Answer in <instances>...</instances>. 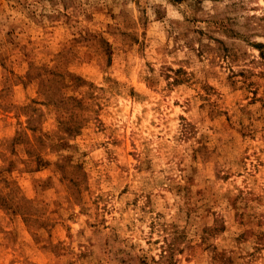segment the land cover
<instances>
[{"label":"rangeland","instance_id":"obj_1","mask_svg":"<svg viewBox=\"0 0 264 264\" xmlns=\"http://www.w3.org/2000/svg\"><path fill=\"white\" fill-rule=\"evenodd\" d=\"M0 264H264V0H0Z\"/></svg>","mask_w":264,"mask_h":264}]
</instances>
